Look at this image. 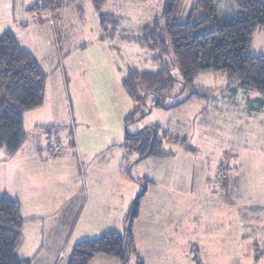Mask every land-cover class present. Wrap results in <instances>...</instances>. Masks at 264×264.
<instances>
[{
	"label": "rangeland",
	"instance_id": "obj_1",
	"mask_svg": "<svg viewBox=\"0 0 264 264\" xmlns=\"http://www.w3.org/2000/svg\"><path fill=\"white\" fill-rule=\"evenodd\" d=\"M44 1L0 0V35L11 29L48 74L44 104L25 114V151L40 145L33 156L42 165L24 151L18 161L24 168L14 170L12 162L0 168V189L26 194L23 185H46L38 203L58 201L65 186L76 196L26 225L18 256L49 264L63 245L65 264L77 242L123 232L133 201L147 190L134 227L137 253L146 264H264V100L258 99L264 94L233 85L236 91L226 73L209 70L195 82L216 94L172 108L155 106L154 94L147 103L137 102L123 84L127 67L158 65L151 52L122 34L139 33L156 18L163 22V0H106L102 11L118 20L105 25L93 0H66L54 13L32 10ZM196 2L184 0L182 20ZM224 13L233 18L238 11L228 4ZM251 53L264 54L263 26ZM172 72L175 96L183 87L178 69ZM189 92L169 97L167 104L177 105ZM130 116L136 120L128 123ZM146 127L167 154L137 161L142 155L127 148L126 138ZM7 151L0 147V159ZM130 194L134 199L121 219L120 203ZM36 197L27 196L32 205ZM131 261L136 264V256Z\"/></svg>",
	"mask_w": 264,
	"mask_h": 264
},
{
	"label": "trees",
	"instance_id": "obj_2",
	"mask_svg": "<svg viewBox=\"0 0 264 264\" xmlns=\"http://www.w3.org/2000/svg\"><path fill=\"white\" fill-rule=\"evenodd\" d=\"M44 2L46 5L37 4L31 9L52 8L54 13L67 4L66 0ZM93 2L102 24L118 20L102 11L106 0ZM183 3L184 0H163V22L156 18L144 23L139 33L122 34V40L135 42L151 52V58L158 65L157 69L129 65L123 77L128 94L137 102H146L154 94V104L161 108L179 106L192 97L216 94L215 88L195 82L200 72L209 70L226 73L229 87L236 91L233 85L264 94V54L251 53L256 30L264 27V0H197L185 20L181 19ZM228 4L237 9V16L228 18L224 13ZM174 68L179 71L183 87L175 96L172 93L178 80L172 72ZM47 78L36 56L21 45L11 29H6L0 35V147L5 146L10 154L16 153L26 141L25 114L45 102ZM186 90L189 94L177 105L167 104L169 97H179ZM144 115L146 112L138 118ZM132 119L128 117V123L136 120ZM162 143L149 127L126 138L127 148L136 149L142 155L137 161L151 155H166ZM146 192L133 201L123 232H106L77 242L68 264H90L101 254L118 258L122 264H132V257L136 256V264H146L137 253L134 237L135 222L141 215V201ZM25 221L20 201L7 192L0 193V264H32L31 258L17 255Z\"/></svg>",
	"mask_w": 264,
	"mask_h": 264
},
{
	"label": "crops",
	"instance_id": "obj_3",
	"mask_svg": "<svg viewBox=\"0 0 264 264\" xmlns=\"http://www.w3.org/2000/svg\"><path fill=\"white\" fill-rule=\"evenodd\" d=\"M54 23V22H53ZM206 87V86H205ZM190 100V99H189ZM188 100V101H189ZM25 122H26V119H25ZM27 141V140H26ZM51 142V141H50ZM75 145V142L74 144ZM26 142L25 144L14 154H10L8 151L6 153V156H8L7 158H1L0 159V168L10 162H12L13 164V168L14 170L17 169V170H20L19 167H22L24 168L21 164H19V155L22 154L25 150H26ZM37 150H40V145H36L34 146V148H32L31 151H25V154H28V156H30L31 160H34L36 162H38V165H42L41 162H39V158L38 157H34L33 154L34 152H36ZM26 170L30 171V166H27L26 167ZM1 171V170H0ZM25 171V170H24ZM27 171V172H28ZM26 183H29L28 181H26ZM46 185H41L40 183L39 184H36V183H33V182H30V187L28 184L26 185H23V188L25 189L24 190V193L26 194H14L12 192H10V189H7V188H4V189H0V193L2 192H7L9 193L13 198L17 199L18 201H20L21 203V206H22V212L26 218V221H25V224H24V233H23V236L21 238V241H20V244L17 248V255H18V250L20 247H22L23 245V242H24V238H25V229H26V225L28 223H36V221L44 218V217H47V215H44L43 213H47V212H50V211H55L54 209H56L55 207H57L58 205H60L61 203L64 204L65 202L68 203L70 201L73 200V198L76 196L75 194V191L74 189L70 188V190L67 189V187L65 186L64 189H60L58 191V198L59 200H54V199H50V200H46L44 199L42 202H37V198L39 197V195H41L43 197V193H45L47 191V188L45 187ZM45 187V188H44ZM52 188V187H51ZM60 188V187H59ZM50 190V189H49ZM139 192V191H138ZM33 193H37V197H36V202L34 205H32V200H29L28 201V198L27 196H29L30 194H33ZM43 199V198H41ZM131 199H134L132 198L131 194L128 196V199L125 200L124 202H121L120 205L122 206V210H121V219H123V217H126L127 216V210L129 208V205L131 204ZM101 200H105V198H102ZM24 202L26 203L27 205V209L28 211L25 212V208H24ZM73 202V201H72ZM44 203V204H43ZM80 203V202H79ZM114 203V202H112ZM84 203H83V200L81 201V204L80 206L78 205V211L77 210H73V212L78 215V212L81 208V206L83 207ZM69 211V210H68ZM130 211V209H129ZM129 214V213H128ZM77 217V216H76ZM128 217V216H127ZM74 219V218H73ZM71 220V218L69 219V221ZM126 220V219H125ZM124 220V222L126 223V221ZM126 225V224H125ZM124 225V227H125ZM47 229H46V224L43 225V227L40 229V233L41 234H44L46 233ZM64 238V237H63ZM66 239V238H65ZM64 241V240H63ZM62 245V244H61ZM62 249L59 251L58 247L56 248V250L54 251L53 253V258L50 260V263L49 264H61L62 261H63V258L61 257L62 255V251H63V245L61 246ZM73 250V249H72ZM72 252V251H71ZM71 254V253H70ZM68 256V259L66 261L65 264H68V260H69V256ZM20 257V256H19ZM20 258H31L32 259V264H35L34 263V258L30 257V256H21ZM54 260V262H53ZM90 264H122V262L118 259V258H115V257H112V256H109V255H105V254H101V255H97Z\"/></svg>",
	"mask_w": 264,
	"mask_h": 264
}]
</instances>
